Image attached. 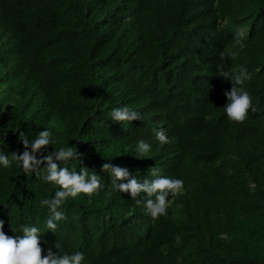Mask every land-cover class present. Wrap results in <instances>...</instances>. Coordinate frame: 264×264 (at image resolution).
Listing matches in <instances>:
<instances>
[{
  "label": "trees",
  "instance_id": "trees-1",
  "mask_svg": "<svg viewBox=\"0 0 264 264\" xmlns=\"http://www.w3.org/2000/svg\"><path fill=\"white\" fill-rule=\"evenodd\" d=\"M241 30L246 47L225 58ZM221 65L252 75L259 111L243 122L224 112ZM123 105L142 121L109 117ZM45 127L49 152L69 143L82 154L58 166L87 167L105 188L66 200L53 233L40 201L58 186L16 161L0 167L9 235L38 226L42 255L79 250L86 264H264V0H0V150L11 159L24 150L18 132ZM140 139L150 155H137ZM106 162L142 179L159 168L185 191L153 218L129 193L109 195Z\"/></svg>",
  "mask_w": 264,
  "mask_h": 264
},
{
  "label": "clouds",
  "instance_id": "clouds-1",
  "mask_svg": "<svg viewBox=\"0 0 264 264\" xmlns=\"http://www.w3.org/2000/svg\"><path fill=\"white\" fill-rule=\"evenodd\" d=\"M247 34L244 31H237L234 35L232 48L223 53L225 58L235 57L239 53L235 50L246 47ZM220 76L232 82L230 90H224L227 98L224 104V112L227 117L235 122H243L249 117V111L256 113L258 107L253 103L251 93L246 89V82L252 79L251 73L244 66L238 70L228 71L220 66ZM117 122H131L143 119L142 114L128 105L115 107L110 116ZM23 143L22 153H12L11 159L0 150V167L9 168L12 162L16 161L26 176L40 175L45 182H51L58 186L52 197H45L40 205L46 206L48 217L46 228L53 233L60 226L59 222L67 219L62 205L69 198H76L80 194L98 195L105 188V183L100 175L87 167H80L79 170L70 169L67 166H58V161L66 165L69 161L80 160L81 153L75 145L54 148L49 152L48 146L54 145L57 141L54 133L48 128L39 131L35 136L18 132ZM155 139L161 146L170 142L166 128H159L155 133ZM0 142H3L0 140ZM153 144L145 139H140L136 144V152L139 156L151 154ZM38 153H46L38 158ZM46 162V164H45ZM41 166L43 173L41 174ZM104 172L111 178L112 190L109 193H129L137 205H142L147 214L153 218H159L168 214V209L173 201L170 196H179L185 191V182L182 178H173L162 175L159 168L153 167L151 178H139L130 173L126 166H114L110 162L102 165ZM4 219H0V264H86V256L82 251L63 252L53 251L51 247L46 249L41 244L40 234L44 231L35 225H18L15 228L9 225L13 235L5 232ZM15 233V234H14ZM55 248L58 245L55 244Z\"/></svg>",
  "mask_w": 264,
  "mask_h": 264
}]
</instances>
